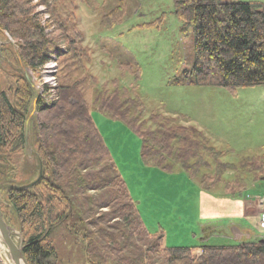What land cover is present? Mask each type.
<instances>
[{"label":"rangeland","instance_id":"1","mask_svg":"<svg viewBox=\"0 0 264 264\" xmlns=\"http://www.w3.org/2000/svg\"><path fill=\"white\" fill-rule=\"evenodd\" d=\"M23 1L45 29V37L59 39L61 51L67 50L66 34L76 38L88 54L83 59L85 67L76 62L81 57L52 55L40 68L41 86L40 70L34 73L27 68H13L6 61L2 45L11 43L15 50L18 47L5 32V40L0 38V89L9 81L10 73L20 69L34 84L33 104L43 95L50 105L57 99L60 81L73 83L86 78L82 90L116 166L113 173L99 161L84 167L78 164L57 180L68 193L72 208L52 230L51 239L57 252L54 262L163 264L152 255L157 243L162 247L196 243L264 244V171H249L255 158L264 155V85L231 91L219 86L176 83L191 69L195 51L193 29L183 30L174 0H124L125 14L114 27L109 25L112 19L106 15L122 0ZM121 51L129 53L139 66L138 76L120 67L127 61ZM116 80L122 86H138L144 101L141 122H146L145 128L156 127L150 118L156 112L172 118L173 124L195 127L216 150L225 152L222 165L216 166L209 159L211 174L221 166L222 180L214 184L212 179L204 181L208 170L202 168L190 176L179 166L174 173H167L154 163L146 165L141 158L140 137L121 121L111 119L95 102L96 95L112 89ZM19 160L18 168H13L15 171H11L9 178L26 185L37 178L40 169L36 151L30 147ZM113 174L125 181L144 228L136 224L139 214L129 218L131 209L127 200L110 182ZM230 183L239 194L234 195ZM0 200L5 205V195ZM12 231L13 238L20 243L19 231ZM194 254L200 256L201 251ZM5 262L13 264L0 238V264ZM210 264L252 263L227 256ZM257 264H264V257Z\"/></svg>","mask_w":264,"mask_h":264},{"label":"trees","instance_id":"2","mask_svg":"<svg viewBox=\"0 0 264 264\" xmlns=\"http://www.w3.org/2000/svg\"><path fill=\"white\" fill-rule=\"evenodd\" d=\"M174 3L183 30L189 27L193 29L195 51L191 69L185 71V77L176 80V83L219 86L231 91L264 85V2L174 0ZM26 4L23 0H0V38L5 40V32H8L18 47L15 50L11 43L2 45L9 65L22 70L27 68L35 73L51 60L52 55L60 58L69 54L68 58L81 57L76 62L85 67L83 59L87 57V52L76 38L70 33L66 34L64 41L67 50L61 51L59 39L45 37V29L35 20L32 8ZM125 10V1L122 0L108 11L106 17L112 19L111 27L122 22ZM59 27H62V23ZM121 54L127 56V61L120 67L138 76L139 66L130 58V54ZM1 67L0 63V70ZM20 69L12 71L9 81L0 89V184L15 187L25 185L10 179L9 174L18 168L19 159L30 147L36 151L43 173L30 188L1 187L0 196L5 195V205L0 200V209L10 228L19 231L29 264H56L57 252L51 239L52 230L66 219L72 208L68 193L57 180L78 164L84 167L89 162L99 161L105 163L113 173L116 166L82 90L86 78L73 83L60 81L57 99L50 105L45 103L43 95L38 96L36 115L31 117L29 123L27 147L25 125L36 93L28 80L29 75L20 72ZM95 102L111 119L121 121L140 137L141 158L146 165L154 163L155 167L167 173H174L179 166L190 176L202 168L208 170L204 173V181L212 179L211 183L214 184L222 180L221 166L211 174L209 159L216 166L222 165L221 157L225 152L216 150L198 129L173 124L172 118H165L156 112L150 114L156 127L145 128L146 122H141L144 101L138 93V86H122L116 80L112 89L96 95ZM255 170L264 171V155L255 158L249 171ZM111 179L118 194L127 200L131 209L129 218L137 216L139 211L125 181L116 174ZM230 190L234 195L239 194L232 183ZM135 221L140 228H144L141 216ZM197 250L201 251L200 256L194 254ZM152 252L153 258L163 261V264L178 261L180 264H210L215 259L227 256L248 259L250 263L257 264L264 257V244L196 243L192 246L162 247L157 243ZM148 258H152L150 254Z\"/></svg>","mask_w":264,"mask_h":264},{"label":"water","instance_id":"3","mask_svg":"<svg viewBox=\"0 0 264 264\" xmlns=\"http://www.w3.org/2000/svg\"><path fill=\"white\" fill-rule=\"evenodd\" d=\"M28 80L31 84V86L34 88V84L32 82V79L30 77H28ZM36 100L33 104V112H31L30 116L28 117V119L26 120V125H25V139H26V144L27 147L29 148V123H30V119L34 113V110L36 108ZM43 173V168H42V164L40 165V169H39V174L38 177L23 186H19V187H15L12 185H5V184H0V188L1 187H7V188H11V189H27L30 188L32 186H34L41 178ZM12 229L10 228V226L6 223L5 219L3 218V214L2 211L0 209V238L3 241V243L5 244L6 248L8 249L10 258L12 260L13 264H29L25 258L24 255V246H23V239H21L20 243H17L16 240L13 238L12 235Z\"/></svg>","mask_w":264,"mask_h":264},{"label":"built area","instance_id":"4","mask_svg":"<svg viewBox=\"0 0 264 264\" xmlns=\"http://www.w3.org/2000/svg\"><path fill=\"white\" fill-rule=\"evenodd\" d=\"M45 65H46V64H45ZM45 65H44V66H45ZM40 82H41L40 85L42 86V85H43L42 74H41V81H40ZM42 89H43V88H42ZM42 89H41V90H42ZM263 218H264V215H263Z\"/></svg>","mask_w":264,"mask_h":264},{"label":"bare ground","instance_id":"5","mask_svg":"<svg viewBox=\"0 0 264 264\" xmlns=\"http://www.w3.org/2000/svg\"><path fill=\"white\" fill-rule=\"evenodd\" d=\"M40 73L42 74V71L40 70ZM4 264H11L10 262L8 263V262H5Z\"/></svg>","mask_w":264,"mask_h":264},{"label":"crops","instance_id":"6","mask_svg":"<svg viewBox=\"0 0 264 264\" xmlns=\"http://www.w3.org/2000/svg\"><path fill=\"white\" fill-rule=\"evenodd\" d=\"M256 1V0H255ZM260 2V1H259ZM244 201H246V200H244ZM260 220V219H259Z\"/></svg>","mask_w":264,"mask_h":264}]
</instances>
